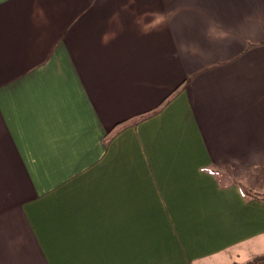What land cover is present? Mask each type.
<instances>
[{"label":"crops","instance_id":"obj_1","mask_svg":"<svg viewBox=\"0 0 264 264\" xmlns=\"http://www.w3.org/2000/svg\"><path fill=\"white\" fill-rule=\"evenodd\" d=\"M223 166L264 168V0H0V264L264 254Z\"/></svg>","mask_w":264,"mask_h":264},{"label":"rangeland","instance_id":"obj_2","mask_svg":"<svg viewBox=\"0 0 264 264\" xmlns=\"http://www.w3.org/2000/svg\"><path fill=\"white\" fill-rule=\"evenodd\" d=\"M220 175L221 182H240L242 187H249L258 194L264 195V168L254 166L251 168L223 166L220 168ZM70 202L75 203V200L71 198ZM45 214L42 216V213H38L37 217H35L39 225L42 221L46 220Z\"/></svg>","mask_w":264,"mask_h":264},{"label":"clouds","instance_id":"obj_3","mask_svg":"<svg viewBox=\"0 0 264 264\" xmlns=\"http://www.w3.org/2000/svg\"><path fill=\"white\" fill-rule=\"evenodd\" d=\"M151 16V19H144L142 21H136L140 26L141 33L144 35L149 34L151 31L158 30L162 25H166L167 18L165 13H149L145 14V17ZM109 42V37L107 35H102L101 43L107 44Z\"/></svg>","mask_w":264,"mask_h":264},{"label":"trees","instance_id":"obj_4","mask_svg":"<svg viewBox=\"0 0 264 264\" xmlns=\"http://www.w3.org/2000/svg\"><path fill=\"white\" fill-rule=\"evenodd\" d=\"M242 189H243V192L245 194H249L252 196H255L256 194H258L255 190L249 189L248 187L245 188L243 186ZM262 196H264V195H262ZM231 264H264V254H257L255 256L249 258L245 262H233Z\"/></svg>","mask_w":264,"mask_h":264}]
</instances>
